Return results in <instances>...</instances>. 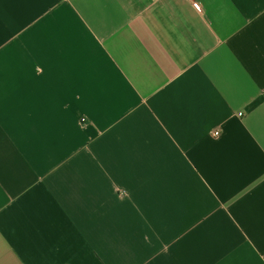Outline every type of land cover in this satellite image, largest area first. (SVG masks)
Instances as JSON below:
<instances>
[{"label":"crops","instance_id":"1","mask_svg":"<svg viewBox=\"0 0 264 264\" xmlns=\"http://www.w3.org/2000/svg\"><path fill=\"white\" fill-rule=\"evenodd\" d=\"M0 264H264V0H0Z\"/></svg>","mask_w":264,"mask_h":264}]
</instances>
